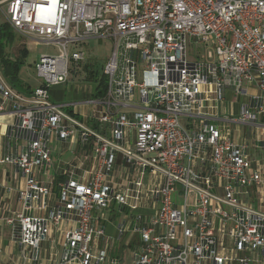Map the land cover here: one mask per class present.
Listing matches in <instances>:
<instances>
[{"label": "built area", "instance_id": "2783aa9c", "mask_svg": "<svg viewBox=\"0 0 264 264\" xmlns=\"http://www.w3.org/2000/svg\"><path fill=\"white\" fill-rule=\"evenodd\" d=\"M1 24L56 51L35 64L41 84L30 94L0 73V115L8 104L13 116L0 224L15 264H264V0H0ZM93 39L112 52L88 126L79 106L65 111L49 92L68 83L85 59L78 45ZM226 93L243 97L238 117L221 113ZM232 124L260 130L252 143L262 159L234 140ZM74 135L79 157L94 154L88 176L76 175L80 164L54 170V144ZM108 211L121 218L116 239ZM116 240L131 248L128 263L114 257Z\"/></svg>", "mask_w": 264, "mask_h": 264}, {"label": "crops", "instance_id": "0c3cea01", "mask_svg": "<svg viewBox=\"0 0 264 264\" xmlns=\"http://www.w3.org/2000/svg\"><path fill=\"white\" fill-rule=\"evenodd\" d=\"M69 83V81H68ZM68 83L61 85L59 87L52 88L49 92L50 100L54 104L61 105L65 111L71 112L73 110V105L79 106L78 113L76 115V119L79 122H82L84 125L90 126L91 123L88 120L89 115L93 110H96V108L87 102L91 101L92 95L94 93V90L96 86H93V88H86L85 87H76L72 84L69 86V92L67 95V85ZM40 81H37V84L34 88H31L29 85L27 86L32 89V91L37 88L40 85ZM21 94H28V93H21ZM230 94V93H229ZM231 95V94H230ZM1 101V100H0ZM221 113L227 114L232 113L235 114L234 111V103H230L228 105H225L223 103L221 105ZM13 122V116L10 113V106L6 105V111L5 113L0 115V152L6 147L7 145V138L4 136L6 132V128ZM237 127V125L235 126ZM260 131V130H259ZM231 133L234 136V140L236 142H247L248 148L247 152L252 158L254 159H262L263 150H254L252 140L248 141L244 137L241 136L240 130H236V128H232L231 126ZM235 133V135H234ZM258 133V132H257ZM264 133V132H263ZM255 135V133H253ZM253 137V136H252ZM90 150L87 149V154H89V157L87 159L83 160L82 157H79V144H78V137L77 135H74L70 141L66 142H56L53 146V154H52V160L54 163V170L56 167V164L59 162L61 166H65L68 164H80L79 168L75 171L76 175L79 176H88L90 175V172L92 171L96 160L94 157V154L92 152H89ZM77 156L79 157L77 159ZM54 170L52 173H54ZM8 171H12L9 169ZM63 170L58 174L57 178L62 179L63 176ZM50 174V173H49ZM113 175L115 177V182H121L125 179V172L123 170V167L121 165L120 159L117 158L116 165L114 168ZM48 176V174H47ZM46 177V176H45ZM160 182V180H159ZM8 185L12 184V180H9L7 182ZM8 205H16L15 204V197L12 196L10 200L6 202ZM139 212L142 213L145 216H152L154 214L153 210H147L144 208H140ZM105 217L106 220L103 222L107 227H112L114 233H115V239L117 238V228L120 225V221L118 226L116 227L113 224V221L118 218L121 219L118 214H115L114 211H108L104 212L101 216ZM108 236V235H107ZM0 243H1V249L2 252L0 254V264H15V260L17 259V253H18V247L14 244H11L10 236H9V228L6 227L3 224H0ZM58 249V247H57Z\"/></svg>", "mask_w": 264, "mask_h": 264}, {"label": "rangeland", "instance_id": "374dc122", "mask_svg": "<svg viewBox=\"0 0 264 264\" xmlns=\"http://www.w3.org/2000/svg\"><path fill=\"white\" fill-rule=\"evenodd\" d=\"M22 48H25L26 56L23 63L19 67L18 71V78L19 80L25 85L34 88L37 84L38 78L36 77L35 72V64L38 62L39 58L44 55H54L56 53L55 48L50 45H46L44 43H39L30 39H25L15 34L14 41L9 47L8 55L12 58L18 57V51ZM78 49L85 54V59L81 63L80 66V75L73 80H69L67 85V95L69 92L70 84L76 87H85L86 88H93L96 86L98 79L102 73V68L108 57L112 52V43L107 40H87L83 44L78 45ZM92 71L94 76L89 78L88 74ZM59 87V86H58ZM230 101L234 103V111L235 117L239 115V108L245 102L243 97H237L233 99V96L229 93H226L224 103L228 105ZM260 125L264 126V118L260 121ZM232 124V128H236V130H240L241 136L244 137L246 140L251 141L253 133L257 134L259 129L254 130L252 127L247 125H237ZM235 135V133H234ZM233 136V134H232ZM234 137V136H233ZM174 200L176 203H179L178 196L174 195ZM194 200L193 194L189 195V203ZM115 214H117L115 212ZM120 219L116 218L113 221V224L117 227L119 224ZM106 235L111 238H115V233L112 230V227H107ZM114 257H121L124 262L128 263V260L131 256V248L124 247L123 242L116 240L114 243V250H113Z\"/></svg>", "mask_w": 264, "mask_h": 264}, {"label": "trees", "instance_id": "16d2710c", "mask_svg": "<svg viewBox=\"0 0 264 264\" xmlns=\"http://www.w3.org/2000/svg\"><path fill=\"white\" fill-rule=\"evenodd\" d=\"M15 34L12 32L11 28L8 24H1L0 26V73L7 81V83L11 86V88L15 89L20 93H28L32 92L30 87L27 88L18 78V71L20 65L23 63L26 52L25 48H22L18 51V57L12 58L8 55L6 50L9 49L11 44L14 41ZM80 66L81 63L78 65H73L70 69L69 73V80H73L80 75ZM89 78L94 76L93 72L90 71L88 74ZM107 88V78L102 73L98 79L96 84V88L92 95L93 99H101L104 97Z\"/></svg>", "mask_w": 264, "mask_h": 264}]
</instances>
